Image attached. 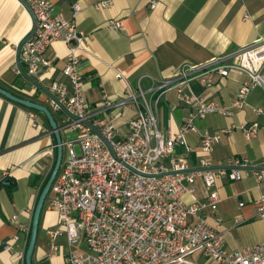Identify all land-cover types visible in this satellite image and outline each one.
Instances as JSON below:
<instances>
[{
    "label": "crops",
    "instance_id": "0c3cea01",
    "mask_svg": "<svg viewBox=\"0 0 264 264\" xmlns=\"http://www.w3.org/2000/svg\"><path fill=\"white\" fill-rule=\"evenodd\" d=\"M99 1H110V7L98 9ZM53 14L73 20L87 35V53L80 56L79 71L83 77V97L93 106H100L103 97L118 99L126 86L145 92V99L157 113L158 129L166 135L175 132L188 113L185 104L174 91L167 92L155 106L150 89L164 79L174 77L182 66H203L212 59L233 55L238 50L264 40V0H159L154 9L148 0H49ZM80 6L73 17L71 3ZM120 21L121 30L107 29L109 21ZM29 11L18 0H0V88L26 100L39 103L46 100V89L54 81L68 83L62 75L67 45L55 41L44 56L50 62L35 79V86L25 77L15 75L18 48L33 30ZM264 73V64L261 68ZM123 76V79L117 77ZM213 85L202 86L193 79L190 91L206 101L227 107L230 115L208 114L196 120L197 133H188V146L199 154V133H213L228 129L211 152L214 167L225 165L232 157L247 158L251 166L264 159V91L252 89L242 109L231 107L239 86L247 77L230 71L222 77L212 73ZM43 105V104H41ZM261 113L256 114L255 110ZM27 109L0 95V264H25L24 256L29 233L13 241L17 228L10 218L30 226L38 196L54 166L56 152L49 125L38 115L42 129L27 121ZM134 106L114 121L122 135L127 133V120L133 116ZM42 114V113H41ZM43 115V114H42ZM258 125L255 137L246 139L240 125ZM183 156L175 148L170 158ZM170 158L164 160L169 165ZM196 164V156L190 158ZM195 195L202 200L206 189L200 180L194 183ZM220 201L214 212L205 211L208 224L224 239L225 249L235 252L264 241V219L257 215V201L264 195V179L252 174L240 181L221 178L216 182ZM52 196V195H51ZM51 196L43 205L32 264H66L65 234L57 236L50 246L49 233L58 227L56 210L50 205ZM186 203L191 202L188 195ZM239 204H242L241 206ZM12 245V248L9 247ZM86 251L83 244L73 247ZM214 264V262L209 261Z\"/></svg>",
    "mask_w": 264,
    "mask_h": 264
},
{
    "label": "built area",
    "instance_id": "2783aa9c",
    "mask_svg": "<svg viewBox=\"0 0 264 264\" xmlns=\"http://www.w3.org/2000/svg\"><path fill=\"white\" fill-rule=\"evenodd\" d=\"M18 1L31 14L34 32L18 48L16 76L35 81L43 69L50 67L44 54L52 43L62 41L68 49L62 69L68 83L52 82L43 105L51 115H63L61 125L52 116L59 133H76L73 139H61L67 155L50 188V205L58 216L57 229L49 233L51 249L57 250L53 241L64 233L66 264H195L188 259L195 253L215 264H264V241L229 252L223 236L208 224L205 215L206 210L214 212L220 201L215 190L219 179L240 181L252 174L262 180L264 159L251 166L247 158L232 157L225 165L214 167L212 149L228 129L199 133V154L186 141L188 133L198 132L196 120L208 114L230 115L227 107L193 94L189 82L198 79L203 87L210 88L212 73L222 77L230 71L244 74L247 80L239 86L231 103L232 108L242 109L252 89L264 91V40L200 67L182 66L174 77L152 87L155 106L164 94L174 91L188 108L177 130L164 135L157 126V113L139 85H127L114 101L104 96L100 106L91 105L83 97L84 82L79 71L80 56L87 53V35L73 20L53 14L49 0ZM158 1L148 0L149 8L154 9ZM110 5V1H99L95 7L106 9ZM71 9L75 17L80 6L72 2ZM106 27L121 30L122 24L111 20ZM117 77L123 79L120 74ZM130 106L135 111L126 122L127 133L122 135L114 119ZM255 113L260 114L261 110L256 109ZM27 121L43 130L37 111L30 109ZM239 129L246 139H251L256 136L258 125H240ZM175 148L183 150L182 157L170 158ZM50 149H56V145ZM192 155L196 156L195 165L189 160ZM167 158L169 165L164 163ZM197 180L206 189L202 200L195 195L193 185ZM185 195L191 198L190 203L185 202ZM257 215L264 219V195L257 201ZM10 222L17 228L14 242L29 233V227L19 223L17 216L13 215ZM79 244L86 251H74L73 247Z\"/></svg>",
    "mask_w": 264,
    "mask_h": 264
},
{
    "label": "water",
    "instance_id": "95a60500",
    "mask_svg": "<svg viewBox=\"0 0 264 264\" xmlns=\"http://www.w3.org/2000/svg\"><path fill=\"white\" fill-rule=\"evenodd\" d=\"M33 32H34V28L31 31V33L25 39H23L20 46L32 36ZM29 81L31 83H33L35 86L40 87L37 83H35V81H33L31 79H29ZM0 95L3 96L4 98L14 102V103H17V104L27 108V109H32L34 111L42 113L43 116L45 117L48 125H49L50 133L54 136L55 141H56V143H55V145H56V158H55L54 166H53L52 171H51L47 181L45 182V184H44V186H43V188H42V190L38 196L36 205L34 207L31 226H30V232H29V241H28V245H27V248L25 251V256H24L25 264H32L31 263V257H32V254L34 251V246L36 243L41 211H42L44 202H45V200H46V198L50 192L51 185H52V183H53V181L57 175V172L59 170L61 160H62V145H61L59 127L56 125L50 111L45 106H43L39 103L30 101V100L19 98L15 95L9 93L8 91H5L2 88H0Z\"/></svg>",
    "mask_w": 264,
    "mask_h": 264
},
{
    "label": "rangeland",
    "instance_id": "374dc122",
    "mask_svg": "<svg viewBox=\"0 0 264 264\" xmlns=\"http://www.w3.org/2000/svg\"><path fill=\"white\" fill-rule=\"evenodd\" d=\"M39 102L41 104H43V105H46L44 100H39ZM38 115L40 116L41 119H43V121L45 120L44 116L41 113L38 112ZM52 116L54 117L56 123L58 125H61V121L60 120H61V118H63V115L52 112ZM45 126L47 127L46 122H45ZM60 136H61L62 141H66V140L75 138L76 137V133L75 132H68V131L66 132V131L62 130L60 132ZM52 141H53L54 144L56 143L55 138H54L53 135H52ZM75 150L78 151L77 148H75ZM55 152H56V149H55ZM66 152H67L66 148L63 147V149H62V160H61L62 163L66 159V155H67ZM50 196H51V191L49 192V194H48V196H47V198L45 200V204L47 203V201L50 198ZM188 259L191 260L192 262H194L195 264H213V263L203 259L199 253H195L193 255H190L188 257Z\"/></svg>",
    "mask_w": 264,
    "mask_h": 264
},
{
    "label": "trees",
    "instance_id": "16d2710c",
    "mask_svg": "<svg viewBox=\"0 0 264 264\" xmlns=\"http://www.w3.org/2000/svg\"><path fill=\"white\" fill-rule=\"evenodd\" d=\"M28 241H29V239H28Z\"/></svg>",
    "mask_w": 264,
    "mask_h": 264
}]
</instances>
